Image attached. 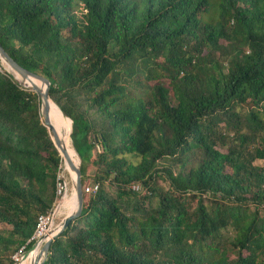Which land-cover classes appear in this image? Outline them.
<instances>
[{
    "label": "trees",
    "instance_id": "obj_1",
    "mask_svg": "<svg viewBox=\"0 0 264 264\" xmlns=\"http://www.w3.org/2000/svg\"><path fill=\"white\" fill-rule=\"evenodd\" d=\"M0 46L49 81L98 185L43 264H264V0H0ZM12 75L0 62V264L63 163Z\"/></svg>",
    "mask_w": 264,
    "mask_h": 264
},
{
    "label": "water",
    "instance_id": "obj_2",
    "mask_svg": "<svg viewBox=\"0 0 264 264\" xmlns=\"http://www.w3.org/2000/svg\"><path fill=\"white\" fill-rule=\"evenodd\" d=\"M0 59L3 60L4 63L6 64V66L8 68V72L10 71V72H14V73L18 74L23 81H27L31 84L30 87H25V86H23V87H25L30 92L35 93L39 97V99H40V115H41V119H42V124L46 128L47 131H48V129L51 130V135L50 134L49 135H50V139H51L54 147L57 149L58 153H59V151H61L66 165L69 167V169H71L75 172L74 190H75V194H76V203H77L75 212L73 214L63 218L56 225L55 228L48 230L47 233L52 235L51 237L46 238L47 235L44 234L41 238L37 239L31 245V247L28 249V251L26 253H24V255H22V257L20 258V261L18 263V264H21L22 262H25L27 257L31 253H33L36 250H39L41 248V251L43 253L42 261L39 262L40 258H38V260L37 259L33 260L32 264H43L45 259H46V256H47L49 246H50L51 242L53 241V239L56 238L59 234H61L69 226L70 223H72L73 221H75L76 219H78L81 216L83 205H84V197H83V193H82V182H81L82 176H81V171H80V159H79V156L77 155L78 160H79V165L76 168L74 166H72V163L70 162L68 156L65 154L64 151H62L60 149L61 148L60 139L58 137V134L56 133V131L52 128V126L50 124L49 104H50V102L53 103V101L50 99L49 94H48L49 85H50L49 81L47 79H45L44 77L38 75V74L29 72V71L21 68L10 56H8V54L2 49L1 46H0ZM32 81L39 82L40 86L37 87L36 85L33 84ZM54 105H56V104H54ZM57 108L60 110V108L58 106H57ZM60 112L62 113V115L64 117H66V115L61 110H60ZM70 123H71V130H72V121L71 120H70ZM48 133H49V131H48ZM70 134H71V131H70ZM59 155H60V153H59ZM54 231H55V233L52 234V232H54Z\"/></svg>",
    "mask_w": 264,
    "mask_h": 264
},
{
    "label": "bare ground",
    "instance_id": "obj_3",
    "mask_svg": "<svg viewBox=\"0 0 264 264\" xmlns=\"http://www.w3.org/2000/svg\"><path fill=\"white\" fill-rule=\"evenodd\" d=\"M1 63L4 65V67L6 69L7 66L6 64L4 63L3 60H1ZM14 76H16L18 79H20L23 83L27 84L28 87L31 86V84L27 81H23L21 79V77L14 73V72H11ZM34 85H36L37 87L40 86V84L38 82H35V81H32ZM54 113V114H53ZM55 116V117H54ZM56 119V120H55ZM49 120H50V124L52 126V128L56 131V133L58 134V137L60 139V130L58 129L57 127V124H56V121H58V123L60 124V128H61V133H62V137H63V141L64 143L66 144V146L62 143L61 139H60V142H61V150L65 152V154L68 156L70 162L72 163V166H74L75 168L78 167L79 165V160H78V156L73 148V145H72V142H71V139H70V136L69 134L67 133V130H66V124L62 118V115L59 111V109L57 108L56 105H54L53 103L50 102L49 104ZM61 153V151H60ZM61 156H62V161L63 163L61 164L62 165V177H63V180H64V177H67L68 181H69V187H65V194L63 196V199L61 200L59 206H58V217H60L61 215H64V218L66 216H68V213H67V200L69 197L73 196L75 194V190H74V185H75V172L71 169H69V167L66 165L65 161H64V157L61 153ZM67 169V171H66ZM76 194H75V199H74V207H73V211L71 214H73L76 210ZM59 223V222H58ZM55 233L52 232V234ZM47 237L46 238H49L51 237L52 235L46 233ZM45 238V239H46ZM43 256V253L41 251V248L39 250H36L35 252L31 253L29 255V258L27 259V261L24 263V264H32L33 263V260H38V258L41 259V257ZM39 259V261H40Z\"/></svg>",
    "mask_w": 264,
    "mask_h": 264
},
{
    "label": "built area",
    "instance_id": "obj_4",
    "mask_svg": "<svg viewBox=\"0 0 264 264\" xmlns=\"http://www.w3.org/2000/svg\"><path fill=\"white\" fill-rule=\"evenodd\" d=\"M98 189L97 184H92L88 187L82 188L83 195H86L87 198L93 196ZM131 190L138 193L140 196L150 195L146 188L143 187L142 184L136 183L131 186ZM65 194V187L61 184H57L56 192H55V199L51 206V208L46 212V214L39 216L38 223L36 226L35 231L33 232L32 236L23 244L12 256L11 261L13 264H18L20 258L24 253L28 250V246L33 244L37 239L41 238L44 234L48 232V230L53 229L56 227V220H58V206L63 199Z\"/></svg>",
    "mask_w": 264,
    "mask_h": 264
},
{
    "label": "rangeland",
    "instance_id": "obj_5",
    "mask_svg": "<svg viewBox=\"0 0 264 264\" xmlns=\"http://www.w3.org/2000/svg\"><path fill=\"white\" fill-rule=\"evenodd\" d=\"M0 62H1V61H0ZM1 70H2L3 72L5 71V72L11 74V72H10V71L8 72V69H6L2 63H1ZM11 75H12V74H11ZM16 82H18L20 85L23 86V84L20 83L19 81L16 80ZM26 90H27V89H26ZM28 91H29V90H28ZM48 131H49V134L51 135V130L48 129ZM59 153H60V151H59ZM60 156H61V154H60ZM61 168H62V166H61ZM66 171H67V169H66ZM93 171H94L93 166H90V167H89V175H92ZM57 179H58L59 183H60L63 187H66V188L69 187V181H68L67 177H64V180H63V177H62V170H61V171L59 172V174L57 175ZM59 183H58V184H59ZM92 184H94V183H92V181H86V182L84 183V185L82 186V188L88 187V186H90V185H92ZM83 197H84V204H85L88 198H87L86 195H83ZM63 218H64V215H61V216L58 218V220H56V224H57L58 222H60Z\"/></svg>",
    "mask_w": 264,
    "mask_h": 264
}]
</instances>
